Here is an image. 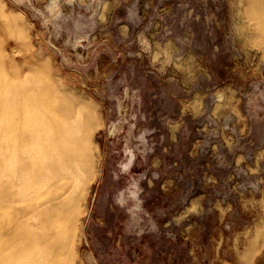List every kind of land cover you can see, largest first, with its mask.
<instances>
[{
  "label": "rangeland",
  "instance_id": "obj_1",
  "mask_svg": "<svg viewBox=\"0 0 264 264\" xmlns=\"http://www.w3.org/2000/svg\"><path fill=\"white\" fill-rule=\"evenodd\" d=\"M248 6L0 0L5 67L39 62L96 121L75 264H264V13Z\"/></svg>",
  "mask_w": 264,
  "mask_h": 264
},
{
  "label": "bare ground",
  "instance_id": "obj_2",
  "mask_svg": "<svg viewBox=\"0 0 264 264\" xmlns=\"http://www.w3.org/2000/svg\"><path fill=\"white\" fill-rule=\"evenodd\" d=\"M263 8L264 0H249L247 11L260 10V18ZM8 26L16 27L15 18L0 9V28ZM3 61L0 54V264H75V218L93 174L96 121L39 62L23 78Z\"/></svg>",
  "mask_w": 264,
  "mask_h": 264
}]
</instances>
